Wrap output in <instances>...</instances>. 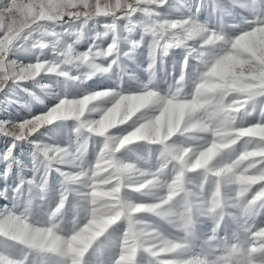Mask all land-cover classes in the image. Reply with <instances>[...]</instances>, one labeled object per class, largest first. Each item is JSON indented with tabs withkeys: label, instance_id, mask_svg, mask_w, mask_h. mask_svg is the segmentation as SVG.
I'll return each mask as SVG.
<instances>
[{
	"label": "clouds",
	"instance_id": "clouds-1",
	"mask_svg": "<svg viewBox=\"0 0 264 264\" xmlns=\"http://www.w3.org/2000/svg\"><path fill=\"white\" fill-rule=\"evenodd\" d=\"M0 264H264V0H0Z\"/></svg>",
	"mask_w": 264,
	"mask_h": 264
}]
</instances>
